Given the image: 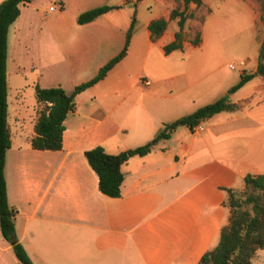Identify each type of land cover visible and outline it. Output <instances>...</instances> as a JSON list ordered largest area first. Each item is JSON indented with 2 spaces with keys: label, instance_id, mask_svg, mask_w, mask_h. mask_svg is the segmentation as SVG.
I'll use <instances>...</instances> for the list:
<instances>
[{
  "label": "crops",
  "instance_id": "obj_1",
  "mask_svg": "<svg viewBox=\"0 0 264 264\" xmlns=\"http://www.w3.org/2000/svg\"><path fill=\"white\" fill-rule=\"evenodd\" d=\"M202 1L209 11L199 41L192 43L184 29L181 46L169 52L164 46L179 29L169 19L174 0L19 4L7 31L4 176L17 238L35 264H194L228 223L223 187L241 188L245 174L264 172V79L255 74L228 92L241 74L256 71L258 8L249 0ZM104 3L111 7L77 22L80 12ZM132 14L136 23L125 55L75 95L61 147L33 148L44 104L36 86L69 92L93 77L123 48ZM236 16L246 19L250 32L242 51L230 41ZM161 17L167 25L153 38L148 25ZM232 60L244 64L231 68ZM223 95L246 101L202 118L199 132L179 125L148 153L130 156L121 165L119 196L99 190L86 149L101 144L117 153L142 144L164 122ZM0 264H19L1 233Z\"/></svg>",
  "mask_w": 264,
  "mask_h": 264
},
{
  "label": "trees",
  "instance_id": "obj_2",
  "mask_svg": "<svg viewBox=\"0 0 264 264\" xmlns=\"http://www.w3.org/2000/svg\"><path fill=\"white\" fill-rule=\"evenodd\" d=\"M26 1L28 0H2L0 2V233L11 244L19 263L35 264L24 245L17 238L15 231L16 209L8 202L4 176L5 153L10 146V133L6 123L7 31L10 23L19 14V4ZM174 1L175 5L170 10L169 19H174L179 29L175 32V39L164 46L165 52L181 46L184 29L188 30L191 42L197 43L200 39L204 15L209 11V7L202 0ZM249 1L258 8V22L262 32L257 52V67L254 73L241 74L239 80L228 88L229 93L255 74L264 79V0ZM189 3H194L195 6L191 8ZM110 7L104 3L84 10L77 15V22L84 23L93 20ZM167 21L166 18L161 17L153 19L149 23L148 27L153 38L162 33ZM135 23L136 17L132 14L123 48L104 63L90 79L75 85L69 92L60 85L36 86V98L44 104L39 110L35 122L36 134L31 138L33 148L59 149L61 147L63 120L75 104V95L101 79L125 55ZM245 101L246 99L232 101L228 95H223L198 107L191 113L164 122L148 141L117 153L107 152L101 144L86 149L85 157L97 173L99 190L108 196H119L123 180L121 165L130 156L148 153L155 142L168 138L179 125H186L190 128L200 119L217 112L240 109ZM223 189L225 191L223 203L230 211L228 223L220 228L216 244L205 250L194 264H253V257L257 250L264 248V172L255 175L245 174L241 188L227 186Z\"/></svg>",
  "mask_w": 264,
  "mask_h": 264
},
{
  "label": "rangeland",
  "instance_id": "obj_3",
  "mask_svg": "<svg viewBox=\"0 0 264 264\" xmlns=\"http://www.w3.org/2000/svg\"><path fill=\"white\" fill-rule=\"evenodd\" d=\"M45 1L46 3H49V0H45ZM126 4L128 6H133V3H131L130 1H128ZM229 23L232 25L230 32L236 33V36L230 39V41L233 43L234 46L232 48H234L235 51H239V50L242 51L248 49L249 44L247 39L249 38L250 32H249V27H247L248 24L246 19H244L243 17L239 18L238 16H236ZM227 30L225 32L228 33L229 30L228 31ZM261 35H262L261 26L259 24V28L257 30V36L259 37V40L261 39ZM231 50L233 51V49ZM231 62L236 64V62H234L233 60ZM253 264H264V248L257 250L256 255L253 257Z\"/></svg>",
  "mask_w": 264,
  "mask_h": 264
},
{
  "label": "built area",
  "instance_id": "obj_4",
  "mask_svg": "<svg viewBox=\"0 0 264 264\" xmlns=\"http://www.w3.org/2000/svg\"><path fill=\"white\" fill-rule=\"evenodd\" d=\"M59 1L60 0H57L58 3H60ZM52 8H53V5H50V9H52ZM236 64L243 65L244 61L239 60L236 62ZM236 64L231 62V63H229V66L231 68H234ZM204 128H205V125H204L203 119H200L196 124H194L190 127V130H191V132H199V131L203 130Z\"/></svg>",
  "mask_w": 264,
  "mask_h": 264
}]
</instances>
